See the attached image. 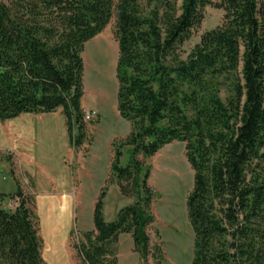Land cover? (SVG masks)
Returning <instances> with one entry per match:
<instances>
[{
	"label": "trees",
	"instance_id": "16d2710c",
	"mask_svg": "<svg viewBox=\"0 0 264 264\" xmlns=\"http://www.w3.org/2000/svg\"><path fill=\"white\" fill-rule=\"evenodd\" d=\"M208 0H0V121L21 114L65 118L68 145L86 139L85 43L116 13L117 112L129 134L112 143L94 229L76 246L80 264H117L121 234L142 262L152 254L154 193L137 157L181 141L194 172L186 199L191 264H264V0H221L222 21L183 57ZM221 92H224L223 97ZM128 158L121 165L122 149ZM8 161L9 158H7ZM134 202L103 217L109 182ZM18 199L6 209V199ZM31 198L0 192V264H46ZM162 260L159 248L154 252Z\"/></svg>",
	"mask_w": 264,
	"mask_h": 264
},
{
	"label": "rangeland",
	"instance_id": "374dc122",
	"mask_svg": "<svg viewBox=\"0 0 264 264\" xmlns=\"http://www.w3.org/2000/svg\"><path fill=\"white\" fill-rule=\"evenodd\" d=\"M208 1L200 27L193 29L190 39L180 47L183 57L204 32L222 21L223 11L216 7L221 0ZM108 42L116 51L111 81L107 77ZM81 57V107L86 113V139L81 147L74 150L68 145L61 109L0 121V192L14 195L19 187L31 198L46 264H80L76 246L84 232L94 229L93 208L109 179L111 145L125 139L130 131L129 123L117 112L116 13L100 34L85 43ZM185 146L184 142L173 141L152 157H137L150 170L148 185L154 193L150 206L154 220L147 229L152 254L142 262L133 251L130 235L121 234L117 243L118 264H191L194 237L186 199L193 187L194 172L187 162ZM126 151L127 147L122 149L121 165L128 158ZM105 196L103 217L107 223L115 220L120 209L134 202L119 193L114 180L108 183ZM66 201L70 203L66 205ZM17 204V198H9L3 206L9 209ZM156 248L160 249L162 260L154 253Z\"/></svg>",
	"mask_w": 264,
	"mask_h": 264
},
{
	"label": "bare ground",
	"instance_id": "6f19581e",
	"mask_svg": "<svg viewBox=\"0 0 264 264\" xmlns=\"http://www.w3.org/2000/svg\"><path fill=\"white\" fill-rule=\"evenodd\" d=\"M111 41V40H110ZM94 43V42H93ZM103 43V42H102ZM105 47V45H104ZM106 52L109 56V62H108V70L110 72V74H108V80L111 81L112 78H113V75H112V72L111 70L113 69L112 67L114 66V62H115V48L113 46V44L111 42H108L107 43V46H106ZM107 71V70H106Z\"/></svg>",
	"mask_w": 264,
	"mask_h": 264
},
{
	"label": "crops",
	"instance_id": "0c3cea01",
	"mask_svg": "<svg viewBox=\"0 0 264 264\" xmlns=\"http://www.w3.org/2000/svg\"><path fill=\"white\" fill-rule=\"evenodd\" d=\"M48 114H51V113H48ZM36 115V114H35ZM64 124H65V118H64ZM66 127V126H65ZM109 174V173H108ZM108 178V177H107ZM66 194H68L67 192H65ZM99 193V192H98ZM63 195V194H62ZM99 195V194H98ZM106 197V196H105ZM61 200H63V199H61ZM64 201V200H63ZM62 201V202H63ZM70 202H68V201H66V205H68ZM103 207H104V203H103ZM122 235H119V237H118V241H119V239H120V237H121ZM118 255V254H117ZM117 261H118V258H117ZM118 264V263H117Z\"/></svg>",
	"mask_w": 264,
	"mask_h": 264
},
{
	"label": "built area",
	"instance_id": "2783aa9c",
	"mask_svg": "<svg viewBox=\"0 0 264 264\" xmlns=\"http://www.w3.org/2000/svg\"><path fill=\"white\" fill-rule=\"evenodd\" d=\"M84 115H85V117H86V113L84 112ZM85 117H84V119H85Z\"/></svg>",
	"mask_w": 264,
	"mask_h": 264
}]
</instances>
